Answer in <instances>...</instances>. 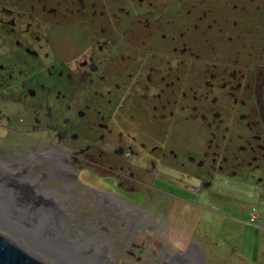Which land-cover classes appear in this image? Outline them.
<instances>
[{
    "label": "flooded vegetation",
    "instance_id": "flooded-vegetation-1",
    "mask_svg": "<svg viewBox=\"0 0 264 264\" xmlns=\"http://www.w3.org/2000/svg\"><path fill=\"white\" fill-rule=\"evenodd\" d=\"M255 1L249 11L245 0H0L1 97L20 94L16 106L33 113L28 101L42 92L61 100L31 116L37 127L5 129L1 170L66 176L69 159L85 155L68 145L91 142L109 147L121 180L113 189L129 181L141 190L126 191L162 193L183 186L174 172H204L206 187L255 179L264 194V29L245 41L249 14L264 24ZM190 129L203 149L187 140ZM110 193L100 197L115 221L134 202Z\"/></svg>",
    "mask_w": 264,
    "mask_h": 264
},
{
    "label": "rangeland",
    "instance_id": "rangeland-1",
    "mask_svg": "<svg viewBox=\"0 0 264 264\" xmlns=\"http://www.w3.org/2000/svg\"><path fill=\"white\" fill-rule=\"evenodd\" d=\"M258 1L262 3L259 4V8L264 9V2H261L264 0ZM255 2L245 0L243 5L246 10L252 11L256 7ZM229 8H234V5L230 6V2ZM262 12L264 13L263 10ZM248 19L253 20V23L251 26L246 24L245 33L249 36L245 41L252 40L255 31L264 29V24L260 22L261 17H257L256 13L254 16L249 14ZM251 27L253 31L249 32ZM260 39L264 40V37ZM2 47L3 45H0V55L5 52ZM41 82L46 84L47 79ZM49 87L46 85V88ZM16 95H9L7 97L9 103H5L0 94V138L4 137L7 127L15 130L20 128L22 131L37 127L31 116L35 114L41 120L42 112L50 111L51 106L54 109V102L61 101L55 94L42 92L28 101L33 105L32 110L36 112L33 113L16 106L14 99L19 98L20 94ZM20 99L23 97L20 96ZM64 99L68 100V97L65 96ZM107 100L108 97L99 99V104L106 103ZM106 113L111 115L112 108ZM73 114L69 111L65 116L70 117ZM96 121L104 122L98 117ZM106 121L112 129V119ZM97 124L96 127H99ZM84 130L80 134L85 137L92 132L87 130V124ZM189 131L191 132L190 135L187 131L189 143L197 144L196 150L203 149L199 144L200 137L192 134V129ZM102 133L95 131L96 136ZM10 138H5L4 141L8 142ZM54 145L55 142L51 144ZM107 146L100 145L97 151H93L95 146L91 142L70 143L68 148L74 149L76 154L85 155L83 160L76 157L69 159V172L66 176H55L51 173L46 174V177H42L40 173L26 175L28 178L26 177L25 181L39 197L51 205L59 204L62 210L59 223L65 230L62 232L63 236L69 242L74 245L82 244L81 239L87 244L92 242L93 249L103 253L105 261L102 264H121L122 261H125V264H264V194L256 188L255 179L244 183L240 181L237 183L239 186L226 184L229 188L226 190L225 184L221 182H215L213 185L210 182L211 185L206 187L204 172L196 174L174 172V177L180 180L183 186L180 185L179 188L167 186L162 193L126 191L129 187L141 190V187L138 189L137 186L129 185V181H124L125 188L114 186L113 189L112 182L119 185L121 180L112 177L110 168L112 157L106 154V151L105 154L102 151L103 148L109 149ZM91 152H94L93 155ZM109 153H112L111 150ZM195 155L200 158L198 154ZM1 173L8 175L11 172L1 170ZM140 180L143 181V177ZM19 181L24 183L22 180ZM112 190L127 202H134L115 212V221H112V205L100 197L101 194L105 197L112 196L110 193ZM119 199L115 197L112 202L115 205H122ZM252 215H256L254 221L251 220ZM129 225L131 229L138 231L137 235L126 229ZM142 229H148V233L141 235L139 232ZM0 235L44 264H61L57 256L48 250L46 243L30 242L28 236L13 233L1 223ZM258 239H261L259 247ZM157 241L163 243L164 247L157 245ZM227 242L230 248L227 247ZM240 243L244 244L245 253ZM161 247L167 252H159ZM178 249L180 251L175 252ZM256 252H259V257L256 256ZM172 254L176 256L173 260ZM189 256L193 258L189 259Z\"/></svg>",
    "mask_w": 264,
    "mask_h": 264
},
{
    "label": "bare ground",
    "instance_id": "bare-ground-1",
    "mask_svg": "<svg viewBox=\"0 0 264 264\" xmlns=\"http://www.w3.org/2000/svg\"><path fill=\"white\" fill-rule=\"evenodd\" d=\"M26 177L23 173L4 175L0 168V223L13 233L28 236L30 242L46 243L61 264L104 263L102 251L96 252L92 242L87 244L81 239L82 244L74 245L63 236L59 204L51 205L39 197L25 181Z\"/></svg>",
    "mask_w": 264,
    "mask_h": 264
},
{
    "label": "water",
    "instance_id": "water-1",
    "mask_svg": "<svg viewBox=\"0 0 264 264\" xmlns=\"http://www.w3.org/2000/svg\"><path fill=\"white\" fill-rule=\"evenodd\" d=\"M0 264H44L20 249L12 241L0 237Z\"/></svg>",
    "mask_w": 264,
    "mask_h": 264
},
{
    "label": "crops",
    "instance_id": "crops-1",
    "mask_svg": "<svg viewBox=\"0 0 264 264\" xmlns=\"http://www.w3.org/2000/svg\"><path fill=\"white\" fill-rule=\"evenodd\" d=\"M223 216H224V215H223ZM252 217H256V215H252ZM251 219H252V218H251ZM232 220L235 221V222L237 221V220H235V219H232ZM233 221H232V222H233ZM257 242H258V247H259V243H261V239H258ZM240 244H241V246H242V250H243V252L245 253V251H244V244H242V243H240ZM226 245H227V247H229V246H228V245H229V242H227ZM229 248H230V247H229ZM259 255H260L259 252H256V256L259 257ZM245 256L248 257L249 255H245ZM247 257H244V258L247 259Z\"/></svg>",
    "mask_w": 264,
    "mask_h": 264
},
{
    "label": "built area",
    "instance_id": "built-area-1",
    "mask_svg": "<svg viewBox=\"0 0 264 264\" xmlns=\"http://www.w3.org/2000/svg\"><path fill=\"white\" fill-rule=\"evenodd\" d=\"M255 219H256L255 217H252V219H251V220H252V221H254Z\"/></svg>",
    "mask_w": 264,
    "mask_h": 264
}]
</instances>
